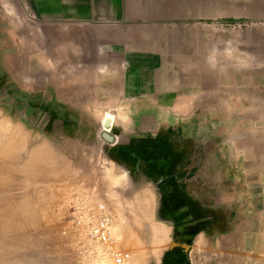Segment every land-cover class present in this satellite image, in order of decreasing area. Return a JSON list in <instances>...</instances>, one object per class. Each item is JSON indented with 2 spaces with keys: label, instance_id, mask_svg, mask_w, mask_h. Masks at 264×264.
Segmentation results:
<instances>
[{
  "label": "rangeland",
  "instance_id": "obj_1",
  "mask_svg": "<svg viewBox=\"0 0 264 264\" xmlns=\"http://www.w3.org/2000/svg\"><path fill=\"white\" fill-rule=\"evenodd\" d=\"M95 29L0 0V264H115L73 220L98 203L125 264H264V0Z\"/></svg>",
  "mask_w": 264,
  "mask_h": 264
},
{
  "label": "crops",
  "instance_id": "obj_2",
  "mask_svg": "<svg viewBox=\"0 0 264 264\" xmlns=\"http://www.w3.org/2000/svg\"><path fill=\"white\" fill-rule=\"evenodd\" d=\"M22 2L37 20L79 22L92 25L98 27L95 29L98 31L97 38H109L114 43H123L122 29L124 27L168 21L172 15H180L181 10L184 11L186 6V0H22ZM107 32L110 34L107 35ZM87 35L91 36L89 33ZM133 35H127V38L129 40L135 38ZM114 50L122 51V47H114ZM137 51V49L127 47L124 52L138 53ZM81 53L87 52L84 50ZM128 69L135 71L131 66ZM124 87L129 94H126L125 98L121 99L122 101H139V84L135 82L133 75H129V81L124 83ZM133 96H136V99ZM156 253L161 259L160 252Z\"/></svg>",
  "mask_w": 264,
  "mask_h": 264
},
{
  "label": "built area",
  "instance_id": "obj_3",
  "mask_svg": "<svg viewBox=\"0 0 264 264\" xmlns=\"http://www.w3.org/2000/svg\"><path fill=\"white\" fill-rule=\"evenodd\" d=\"M94 215H91L86 204L76 205L73 212L74 223L83 228L89 240L98 246L108 248L112 253L115 264H125L130 259V252L127 250L113 249L116 239L113 234L115 219L110 214L105 204L98 203Z\"/></svg>",
  "mask_w": 264,
  "mask_h": 264
},
{
  "label": "water",
  "instance_id": "obj_4",
  "mask_svg": "<svg viewBox=\"0 0 264 264\" xmlns=\"http://www.w3.org/2000/svg\"><path fill=\"white\" fill-rule=\"evenodd\" d=\"M109 120L106 121V126H109ZM102 136L106 138L108 141H114L115 136L111 134L109 131H103Z\"/></svg>",
  "mask_w": 264,
  "mask_h": 264
},
{
  "label": "bare ground",
  "instance_id": "obj_5",
  "mask_svg": "<svg viewBox=\"0 0 264 264\" xmlns=\"http://www.w3.org/2000/svg\"><path fill=\"white\" fill-rule=\"evenodd\" d=\"M262 75H263V74H262ZM200 76H201V75H200ZM149 198H150V197H149ZM150 202H151V201H150ZM162 224H163V223H162ZM160 229H161V231H160V232H161V234H160V235H161V237H162V236L164 237V234H165L166 232H165V230H164L162 227H161ZM168 229H169V228H168ZM166 231H168V230L166 229ZM162 232H165V233H162ZM156 237H157V236H156ZM163 237H162V238H160V240H162V239H163ZM156 239H157V238H156ZM156 255L159 257V254H158V253H157Z\"/></svg>",
  "mask_w": 264,
  "mask_h": 264
}]
</instances>
